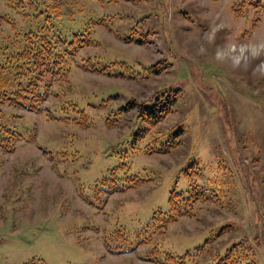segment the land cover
Here are the masks:
<instances>
[{
    "label": "rangeland",
    "instance_id": "374dc122",
    "mask_svg": "<svg viewBox=\"0 0 264 264\" xmlns=\"http://www.w3.org/2000/svg\"><path fill=\"white\" fill-rule=\"evenodd\" d=\"M70 1L52 32L82 36L92 22L96 45L50 81L39 111L0 105L17 134L0 146V264H214L242 237L264 264V74L260 60L228 58L233 44H264V13L235 15L238 0ZM27 4L0 0V39L41 25ZM170 92L172 112L145 125L138 107ZM160 143L170 147L144 153ZM128 179L140 182L91 204L100 180ZM191 188L216 202L158 228L169 193Z\"/></svg>",
    "mask_w": 264,
    "mask_h": 264
},
{
    "label": "trees",
    "instance_id": "16d2710c",
    "mask_svg": "<svg viewBox=\"0 0 264 264\" xmlns=\"http://www.w3.org/2000/svg\"><path fill=\"white\" fill-rule=\"evenodd\" d=\"M21 0H9L12 6H17ZM31 13H23L24 17L38 22V14H42L43 22L40 26L35 25L34 29H28L25 32H16L13 36H6L0 39V105H7L15 109H26L29 111H39L41 101L46 96V88L50 81L54 79L57 82H66L69 66L75 54L82 48L96 45L93 38V29L91 23L88 28L79 34H72L68 39H62L58 33L52 32L51 18H59L60 10L65 5L73 4L70 0H27ZM253 7L254 10H260L264 13V0H238L236 7L232 6L235 15L240 13L246 7ZM38 7L43 8L38 12ZM97 23V22H93ZM151 28V27H150ZM147 31V30H146ZM3 39V40H2ZM126 41L143 42L142 38L132 36L123 37ZM123 67H126L122 63ZM86 69L95 71L92 66L83 64ZM149 73L160 71L162 64L149 66ZM98 72V71H97ZM123 77L122 74H115ZM174 92L158 94L152 98L148 105L138 107V116L148 127H155L166 116L172 112V106L175 101ZM82 113L81 110H78ZM83 125V122H80ZM78 123V124H80ZM147 128H143L145 132ZM182 131L180 127L174 134ZM8 134V135H5ZM17 134L5 125H0V146L11 149L10 139L16 138ZM14 140V139H13ZM168 144L147 145L144 153H159L167 151ZM140 180L128 179L127 184L131 186L139 183ZM106 189H112L113 184L106 185L104 180L94 185L90 195L98 198V194ZM126 187V186H125ZM121 189L120 187H118ZM216 196H204L201 192L191 188L187 193L171 191L168 196V212L163 218V224L174 221L180 216H190L191 207L195 202L215 203ZM98 201L100 199L98 198ZM101 202V201H100ZM144 243V242H142ZM247 239L242 237L236 243L227 248L224 253L217 257L214 264H259L253 258L251 247L248 246Z\"/></svg>",
    "mask_w": 264,
    "mask_h": 264
},
{
    "label": "clouds",
    "instance_id": "9594fccd",
    "mask_svg": "<svg viewBox=\"0 0 264 264\" xmlns=\"http://www.w3.org/2000/svg\"><path fill=\"white\" fill-rule=\"evenodd\" d=\"M264 56V44H240L231 45L229 49L228 58L234 68H239L243 65L245 69L251 64L252 61L260 60V63L254 69V72L264 74V60L260 58Z\"/></svg>",
    "mask_w": 264,
    "mask_h": 264
}]
</instances>
